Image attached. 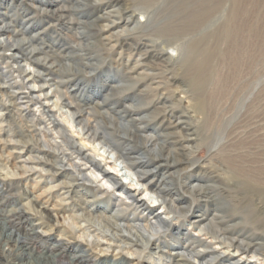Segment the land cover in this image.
<instances>
[{
  "label": "bare ground",
  "instance_id": "bare-ground-1",
  "mask_svg": "<svg viewBox=\"0 0 264 264\" xmlns=\"http://www.w3.org/2000/svg\"><path fill=\"white\" fill-rule=\"evenodd\" d=\"M15 7L24 11L19 24L10 14ZM0 12V51L8 49L6 59L18 74L17 87L6 89L10 84L0 78V123H12L8 115L14 118L16 112L21 123L26 121L19 140H2L18 151V166L1 170L5 178L33 177L35 188L40 183L44 188L38 197L24 189L20 204L11 211L13 219L0 220V246L7 264H84L88 253L102 259V264H139L131 258L134 256L138 261L147 259L148 264H264V238L259 243L232 235L227 217L200 208L204 197L211 199L215 185L229 189L232 181L247 186L246 194L258 193L254 197L261 198L264 172L241 167L232 170L227 135L223 144L211 147L214 150L206 163L188 171L200 147L212 143L213 128L226 134L227 115L211 101L201 109V117L197 110L192 112L196 95L183 90L175 76L164 73L167 67L161 60H172L173 55L162 51L152 57L158 63L150 68L146 61L149 46L144 44V52L138 56L130 52L123 60L121 53L115 61L120 68L125 65L121 82L142 83L136 96L148 106L146 113L164 114L165 127L155 131L146 126L149 117L136 106H118L119 99L106 105L117 96V84L95 86L94 93L85 96L87 87L81 79L74 82L58 75L74 69L61 64L65 59L59 60L60 70L55 69L57 64L41 57L33 46L41 28L33 29V19L22 1L3 0ZM141 14L147 22L148 15ZM104 18L98 21L105 23L100 29L107 34L103 41L109 44L99 47L113 54L117 44H110L111 40L126 30L118 32L122 26ZM130 19L125 21L127 28ZM27 62L34 68L26 70ZM21 91L22 97L17 95ZM63 108L67 110L63 112ZM214 117L220 118L217 125ZM206 169L213 172L198 175ZM180 180L184 181L181 187ZM148 194L156 202L149 204ZM42 198L51 201L52 208L40 203ZM26 216L36 223L28 225ZM187 221L200 228L204 239L179 228ZM55 233L57 241L52 239ZM40 237L51 244L38 248L34 242ZM111 252H115L114 260L106 258ZM69 253L71 257L66 258Z\"/></svg>",
  "mask_w": 264,
  "mask_h": 264
},
{
  "label": "rangeland",
  "instance_id": "rangeland-1",
  "mask_svg": "<svg viewBox=\"0 0 264 264\" xmlns=\"http://www.w3.org/2000/svg\"><path fill=\"white\" fill-rule=\"evenodd\" d=\"M2 1L0 0V5ZM20 1L23 2L26 13L33 19V29L37 31V27L41 28L39 37L33 41V46L42 54L41 57L48 58L49 63L54 62V66L58 65L55 69L60 70L59 60L62 59L65 61L61 64L74 69V72L64 71L58 75L69 76L74 82L81 79L79 81L87 87L85 96H91L95 86L117 84L120 91L116 89L114 93L117 96L107 101L106 105L109 106L119 99L121 104L118 106H136L140 113L148 115L146 126L155 131L167 122L161 119L164 114L155 116L152 111L146 113L148 106L136 96L142 89V83L121 82L125 79V65L120 68L115 61L121 53L123 60L127 59L130 52L138 56L143 51L144 44L149 46L146 61L150 68H154L152 66L158 63L152 57H158L162 51L173 55L172 60L162 58L161 61L165 62L164 65L168 68L164 73L169 77L175 76L183 90L196 95V107L192 112L197 110L200 116L201 109L212 103L227 115L226 134L219 127L213 128L210 133L212 143L207 147H200L198 156L188 171L206 163L214 150L211 147L214 144H223L227 135L229 156L233 162L231 169L241 167L264 172V0H100L98 3H93L94 0H15L16 4ZM23 12L18 7L12 9L10 14L15 24L23 21ZM108 12L112 13L108 15ZM144 12L148 15L147 22L141 14ZM107 16L111 18L107 19ZM130 17L127 28L124 24ZM99 18L114 21L122 26L118 32L126 30L111 40L110 44H117L113 54L99 47V44H109L103 41L107 34L100 29L105 23L98 21ZM137 20L141 21L142 25H136ZM177 48L180 49L179 53L174 51ZM8 54V49L0 51V78H5L10 84L5 85L6 89L11 85L17 87L15 81L18 77L17 73H13L14 64L6 59L8 56L5 55ZM25 67L28 71L34 68L29 62ZM151 74L155 75L157 72L153 71ZM22 92L17 95L22 97ZM206 95H211V98H206ZM98 98L103 99L99 96ZM66 110L62 109L63 112ZM16 116L13 118L8 115V120H13L12 123H0V179L4 180L0 184V220L13 219L11 211L16 209L14 205L20 204L24 189L27 188L36 197L40 196L44 189L42 183L35 188L33 177L5 178L2 171L7 166H18V151L12 149V146H9L11 144L2 142L4 139H20L21 126L26 121L21 123V117ZM66 119L72 123L70 116ZM219 119L214 117L215 125L219 123ZM16 147L19 146L15 145ZM211 172L213 171L206 169L198 175H208ZM120 180L126 182V179ZM181 182L184 181H179L180 187ZM128 183L129 180L127 185ZM230 185L229 189L215 185V192L209 195L211 199L204 197L200 208L206 209L207 214L219 212L223 217H227L226 220L230 222L229 232L232 235L262 243L264 195L261 198L254 197L258 193L246 194L247 186H239L233 181ZM142 196H145V193ZM146 198L149 204L156 202L153 194L146 195ZM39 202L49 208L53 206L46 198L40 199ZM206 203L208 205H205ZM26 217L29 218L28 225L36 223L33 222V217ZM179 228L182 231L188 230L191 235L202 237L203 234L198 226L191 225L188 221L180 224ZM173 234L174 232L171 235ZM52 239L59 240L58 233H55ZM51 242L40 237L34 243L42 249ZM69 254L66 258L71 257ZM114 254L115 252H111L106 258L114 260ZM131 258L135 263L148 264L147 259L138 261L135 256ZM102 263V259L88 253L84 264ZM0 264H7L1 246Z\"/></svg>",
  "mask_w": 264,
  "mask_h": 264
}]
</instances>
